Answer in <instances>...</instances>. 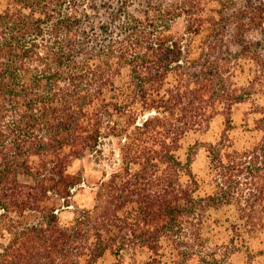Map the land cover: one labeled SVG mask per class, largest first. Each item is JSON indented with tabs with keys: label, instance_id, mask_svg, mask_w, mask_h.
<instances>
[{
	"label": "trees",
	"instance_id": "trees-1",
	"mask_svg": "<svg viewBox=\"0 0 264 264\" xmlns=\"http://www.w3.org/2000/svg\"><path fill=\"white\" fill-rule=\"evenodd\" d=\"M108 255L264 264V0H0V264Z\"/></svg>",
	"mask_w": 264,
	"mask_h": 264
},
{
	"label": "rangeland",
	"instance_id": "rangeland-1",
	"mask_svg": "<svg viewBox=\"0 0 264 264\" xmlns=\"http://www.w3.org/2000/svg\"><path fill=\"white\" fill-rule=\"evenodd\" d=\"M248 110H249L248 104L239 105L235 109V111L233 112L232 118L236 124L240 125L243 122ZM224 124H225V118L222 116L217 117L212 121L211 125L207 129H204L200 133L199 132L191 133L187 137L184 153L188 154L191 151V149L193 150L194 157L192 160V170L194 173L204 174V171L208 163L206 152L202 148L198 151V155L195 158V145L199 143L204 144V143H210V142L215 141L217 137L220 135ZM83 199H84V196H82L80 193L77 196V200L81 201ZM73 211H74V208L65 210L64 212H62L60 215L62 221L63 222L71 221L75 217V214L73 213ZM97 264H117V262H116V258L113 255H108Z\"/></svg>",
	"mask_w": 264,
	"mask_h": 264
}]
</instances>
